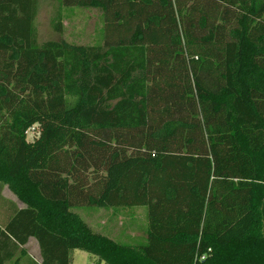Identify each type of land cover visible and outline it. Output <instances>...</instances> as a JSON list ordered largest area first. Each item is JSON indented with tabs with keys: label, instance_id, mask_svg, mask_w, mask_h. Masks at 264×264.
Instances as JSON below:
<instances>
[{
	"label": "trees",
	"instance_id": "trees-1",
	"mask_svg": "<svg viewBox=\"0 0 264 264\" xmlns=\"http://www.w3.org/2000/svg\"><path fill=\"white\" fill-rule=\"evenodd\" d=\"M0 210V264H264V0H0Z\"/></svg>",
	"mask_w": 264,
	"mask_h": 264
},
{
	"label": "rangeland",
	"instance_id": "rangeland-1",
	"mask_svg": "<svg viewBox=\"0 0 264 264\" xmlns=\"http://www.w3.org/2000/svg\"><path fill=\"white\" fill-rule=\"evenodd\" d=\"M54 8L44 4L40 9L36 21V28L39 35L40 43L47 41H65L76 45H92L95 42V37L100 24V12L98 10H89L78 13L75 17L64 22L65 32L63 36L56 34L51 28V20L53 18ZM33 133H29L28 140L32 141ZM5 196L13 198L9 191L6 190ZM86 224L96 233L119 240L123 232V225L129 224L134 218L130 211L121 210H104L101 209L95 213H86L82 210L76 211ZM135 216L140 215L139 212H134ZM124 231L126 236H138V233L133 231ZM123 239L122 241H124ZM28 253L36 261H40V253L38 245L35 241L31 242L27 248ZM96 263L95 259L89 254L81 251H76L73 255V264Z\"/></svg>",
	"mask_w": 264,
	"mask_h": 264
},
{
	"label": "crops",
	"instance_id": "crops-1",
	"mask_svg": "<svg viewBox=\"0 0 264 264\" xmlns=\"http://www.w3.org/2000/svg\"><path fill=\"white\" fill-rule=\"evenodd\" d=\"M6 190L7 191H9L8 190V188L6 187L5 189H4V191H3V197L5 198V199H7V200H9L10 202H13L15 205H16V207L18 208V209H24L25 208V206L23 205V204H21V203H19L18 201H17V199H16V197L9 191V193L11 194V196L13 197V198H9V197H6L5 196V192H6ZM0 219L1 220H7L8 219V214L7 213H4V211H2V210H0ZM34 240H32L31 242H33ZM30 242V243H31ZM30 245V244H29ZM28 245V246H29ZM28 246H27V248H28Z\"/></svg>",
	"mask_w": 264,
	"mask_h": 264
},
{
	"label": "built area",
	"instance_id": "built-area-1",
	"mask_svg": "<svg viewBox=\"0 0 264 264\" xmlns=\"http://www.w3.org/2000/svg\"><path fill=\"white\" fill-rule=\"evenodd\" d=\"M87 264H92V263H87Z\"/></svg>",
	"mask_w": 264,
	"mask_h": 264
}]
</instances>
